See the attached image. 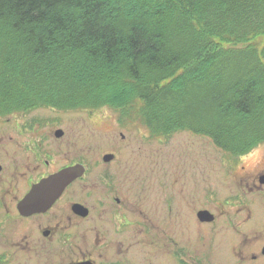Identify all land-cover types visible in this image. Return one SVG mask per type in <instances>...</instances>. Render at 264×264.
I'll use <instances>...</instances> for the list:
<instances>
[{
  "label": "trees",
  "instance_id": "obj_1",
  "mask_svg": "<svg viewBox=\"0 0 264 264\" xmlns=\"http://www.w3.org/2000/svg\"><path fill=\"white\" fill-rule=\"evenodd\" d=\"M264 0H0V117L113 108L232 157L264 144Z\"/></svg>",
  "mask_w": 264,
  "mask_h": 264
},
{
  "label": "flooded vegetation",
  "instance_id": "obj_2",
  "mask_svg": "<svg viewBox=\"0 0 264 264\" xmlns=\"http://www.w3.org/2000/svg\"><path fill=\"white\" fill-rule=\"evenodd\" d=\"M34 112L0 119V264L18 262L22 250L50 260L61 254L65 264H264V144L254 150L253 171L241 166L238 238L217 255L210 239L200 240L201 247L181 240L199 212L212 213L210 177L179 175L175 166L166 174L158 152L155 159L122 155L115 148H131L123 133L121 141L113 136L103 160L88 163L78 124ZM80 166L84 174L45 212H20L35 185Z\"/></svg>",
  "mask_w": 264,
  "mask_h": 264
},
{
  "label": "rangeland",
  "instance_id": "obj_3",
  "mask_svg": "<svg viewBox=\"0 0 264 264\" xmlns=\"http://www.w3.org/2000/svg\"><path fill=\"white\" fill-rule=\"evenodd\" d=\"M256 42L263 44L264 37L257 39ZM36 113H45L50 116L64 115L65 119L78 124L77 126L81 127L84 134L87 155L85 160L88 163H94L98 159L103 160V156L111 150L110 148H114V146L111 147L113 136L117 135L118 140L121 141V133H123L127 136L131 148L126 143L115 148L120 150L122 155L131 152L133 159L136 157L155 159L158 152L164 160L166 174H172L175 166L179 175L210 177L213 191L211 211L218 220L211 226H199L198 218L195 216L190 229L182 232L181 240L197 241L198 243H194L201 247L200 240L210 239L217 255H221L220 251L223 252L224 245H228L227 241L237 240L239 219L236 217V197L243 186L241 166L245 165L249 171H253L256 166L255 151L246 157H232L218 149L208 137L187 131L177 132L170 136H153L138 119H123L119 111L109 107L71 111L43 108L36 110L34 114ZM13 116L0 117V119ZM136 142H138L137 145ZM135 151L138 155L133 156ZM140 151L143 154H140ZM248 194L251 207L257 208L258 205L253 200L254 196L251 193ZM261 222L264 224L263 213ZM40 239L43 240L41 235ZM194 243L192 242L195 246ZM19 256L18 262L8 264H65L66 262L61 254L51 258L52 261L46 253L33 254L22 250Z\"/></svg>",
  "mask_w": 264,
  "mask_h": 264
},
{
  "label": "water",
  "instance_id": "obj_4",
  "mask_svg": "<svg viewBox=\"0 0 264 264\" xmlns=\"http://www.w3.org/2000/svg\"><path fill=\"white\" fill-rule=\"evenodd\" d=\"M111 158V155L106 156V160H110ZM84 171L85 170L82 166L68 168L35 185L28 195L20 202V212L25 216L45 212L55 203V201L62 195L65 188L76 177L84 174ZM77 207H80L81 210L84 209L83 206ZM84 214H86V211ZM198 219L202 222H213L215 216L209 211H201L198 213Z\"/></svg>",
  "mask_w": 264,
  "mask_h": 264
}]
</instances>
